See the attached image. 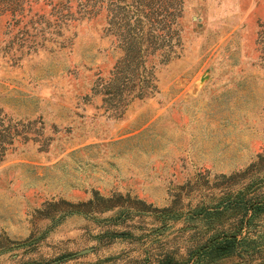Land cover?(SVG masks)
I'll return each instance as SVG.
<instances>
[{"label": "rangeland", "instance_id": "rangeland-1", "mask_svg": "<svg viewBox=\"0 0 264 264\" xmlns=\"http://www.w3.org/2000/svg\"><path fill=\"white\" fill-rule=\"evenodd\" d=\"M68 4L29 52L0 6V264H264V0H173L135 68L109 0Z\"/></svg>", "mask_w": 264, "mask_h": 264}, {"label": "trees", "instance_id": "trees-1", "mask_svg": "<svg viewBox=\"0 0 264 264\" xmlns=\"http://www.w3.org/2000/svg\"><path fill=\"white\" fill-rule=\"evenodd\" d=\"M78 7L76 13H89L94 9V2L105 3L106 0H76ZM23 0H0V6H3L5 11H9L10 19L8 20V29H16L14 34L10 37L9 42L17 43L25 52L35 50L42 44L47 34L51 31L56 32L60 30L62 24L70 19L73 12H69L68 0H58L53 3L55 22L46 21L43 23H36L31 20L20 22L24 19L22 7ZM109 5L112 6L114 12L119 14L117 27L123 31L122 43L124 48V60L128 61V66L137 67L139 64L144 65L147 54L146 51L153 43L160 44L162 40L169 38L172 33V26L176 22L178 7H174L173 0H109ZM67 10L64 12V9ZM53 24V25H52ZM113 25V24H112ZM53 27V28H51ZM54 29V30H52ZM178 34V33H177ZM38 35L43 38L39 39ZM179 37V36H178ZM156 40L157 43L153 40ZM159 41V42H158ZM151 43V44H150ZM20 50V52H21ZM154 51V50H153ZM152 53V52H151ZM167 53H164L166 56ZM133 64V65H132ZM140 66V65H139ZM144 72V71H143ZM130 77L128 78V76ZM125 78V95L134 92L136 96H141L144 93V88L132 84L131 76L129 74ZM131 79V81L129 80ZM120 95L122 89L119 90ZM6 129L0 128V158L6 150L4 142L11 143L13 135L9 134ZM9 137L8 140H5Z\"/></svg>", "mask_w": 264, "mask_h": 264}, {"label": "water", "instance_id": "water-1", "mask_svg": "<svg viewBox=\"0 0 264 264\" xmlns=\"http://www.w3.org/2000/svg\"><path fill=\"white\" fill-rule=\"evenodd\" d=\"M81 252V251H80Z\"/></svg>", "mask_w": 264, "mask_h": 264}]
</instances>
